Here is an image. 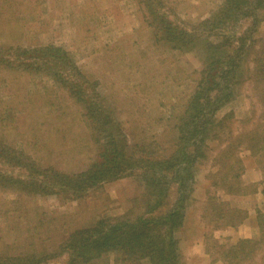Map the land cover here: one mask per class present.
Returning <instances> with one entry per match:
<instances>
[{
  "label": "rangeland",
  "instance_id": "rangeland-1",
  "mask_svg": "<svg viewBox=\"0 0 264 264\" xmlns=\"http://www.w3.org/2000/svg\"><path fill=\"white\" fill-rule=\"evenodd\" d=\"M223 1L0 0V60L18 59L25 66L35 62L32 70L0 67V121L4 125L0 137L7 146L30 157L27 164L38 171L49 166L68 173L84 169L95 148L84 125L87 112L70 95V87L76 86L79 95L81 87L85 91L82 96L91 105H99L109 120L119 123L127 134L128 146H136L135 151L130 150L135 159L142 147L147 152L160 151L173 140V126L195 90L202 61L192 51H170L159 41L163 30L159 33L155 26L170 21L173 29L197 38L198 24ZM257 37L264 38V20L254 34ZM49 48L58 49L63 57L54 55L45 60L51 53ZM32 49L38 51L31 53ZM26 50L30 51L22 54ZM59 71L64 72L63 80ZM234 92V100L220 116L231 110L238 121L262 120L259 108L254 107L251 86L243 84ZM241 156L242 179L254 178L258 192L233 197L234 201L224 199L246 211V219L248 214L255 219L256 210L264 211V160L260 163L261 159H251L245 152ZM208 168V162L196 163L185 210L195 208L204 196L203 176ZM0 169L6 172L8 168ZM137 174L104 183L82 200L65 196L27 198L10 187L0 188V257L7 250L8 255L40 248L53 250L70 231L86 228L99 218L123 215L131 200L143 193ZM170 192L174 199L175 187ZM197 205L201 219L202 204ZM246 219L239 227L247 225ZM254 219L251 237L246 238L249 229L241 233L239 228L217 231L214 238L219 244H232L239 232L242 238H252L257 234ZM180 230L175 238L182 256L185 249L189 254V248L182 246L180 239L187 238ZM203 246L205 250L204 234ZM204 253L210 264H223L212 263ZM104 260L107 263L102 264H113L112 258Z\"/></svg>",
  "mask_w": 264,
  "mask_h": 264
},
{
  "label": "trees",
  "instance_id": "trees-1",
  "mask_svg": "<svg viewBox=\"0 0 264 264\" xmlns=\"http://www.w3.org/2000/svg\"><path fill=\"white\" fill-rule=\"evenodd\" d=\"M263 20L264 0H224L198 24L197 38L173 29L170 21L155 26L159 33L163 30L159 41L170 51H192L202 61L195 90L173 126V140L158 152L142 147L139 158L130 155L136 146H128L127 134L119 123L109 120L99 105H91L82 96L85 91L81 87L79 95L76 86L70 87V95L87 112L84 125L95 148L84 169L68 173L49 166L38 171L27 164L30 157L7 146L0 137V166L8 168L6 172L0 169V188L10 187L27 198L65 196L82 200L104 183L138 173L143 191L131 200L123 215L99 218L86 228L70 231L53 250L40 248L13 255L6 254L7 250L2 252L0 264H51L55 260L57 264H102L107 258H112L113 264H184L175 234L182 227L192 194L195 165L202 162L209 163V171L203 176L206 184L201 219L205 251L212 263L264 264L263 210L255 211L257 234L252 238L237 237L232 244H219L214 238L217 231L238 230L247 217L246 211L225 199L258 192L257 183L242 181L241 154L261 159L260 163L264 160V38H254ZM48 50L51 53L45 60L54 55L63 57L58 49ZM12 60L16 62L0 60V67L32 70L35 65L34 61L25 66L21 60ZM63 74L59 71L62 80ZM246 83L251 86L254 107L259 108L262 120L238 121L231 110L220 116L234 100V91ZM3 127L0 121V131ZM174 187L173 199L170 189Z\"/></svg>",
  "mask_w": 264,
  "mask_h": 264
},
{
  "label": "crops",
  "instance_id": "crops-1",
  "mask_svg": "<svg viewBox=\"0 0 264 264\" xmlns=\"http://www.w3.org/2000/svg\"><path fill=\"white\" fill-rule=\"evenodd\" d=\"M244 179L245 181H243V179L242 181L245 184L247 182H250V183L256 182L254 178L246 181L248 178L247 177L245 178L244 176ZM202 185L203 187H205L204 183ZM203 198L204 197L202 196L200 203L199 201L198 203H196L197 208L196 207L190 208L189 206L186 208L182 228L180 230L182 231V234L183 233L186 234V238H187L185 240L180 239L183 242L182 246L186 245L189 248V251H188L189 254H186V249H185V253L182 251V256L184 258L183 260L187 262V264H210V260L208 259L207 255L204 253L205 252L204 246H203L204 227L200 219V213H199L200 209L197 205V204H202ZM232 198L233 197H231V200L234 201V199ZM197 199L199 200V198H196V201ZM238 199H242V198H238ZM253 219H254V216L252 217L251 214H248V218L246 219L247 225L246 226L243 225V227H239V228H242L241 233L245 232L247 229L250 230V235H247L246 238L251 237L252 232L254 230ZM237 236L242 237L240 232L238 233ZM194 249H196V252H194ZM142 264H148V263L144 262Z\"/></svg>",
  "mask_w": 264,
  "mask_h": 264
}]
</instances>
